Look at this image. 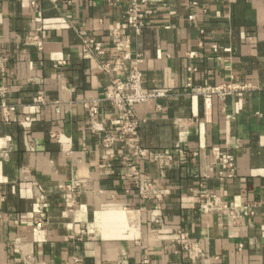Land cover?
<instances>
[{"label":"crops","instance_id":"crops-1","mask_svg":"<svg viewBox=\"0 0 264 264\" xmlns=\"http://www.w3.org/2000/svg\"><path fill=\"white\" fill-rule=\"evenodd\" d=\"M30 1L0 0V86L14 107L9 122L0 109V264H264V0H147L139 35L124 20L131 0H34L36 12ZM114 28L142 58L144 89L165 93L136 108L139 146L172 157L161 168L134 161L156 197L124 178V146L112 158L101 146L119 127L103 98L121 74L97 68L118 54ZM81 37L102 43L93 59ZM229 83L247 89L222 101L191 92ZM94 100L99 131L84 107ZM211 195L233 216L205 214ZM177 230L202 260L174 245Z\"/></svg>","mask_w":264,"mask_h":264},{"label":"built area","instance_id":"built-area-1","mask_svg":"<svg viewBox=\"0 0 264 264\" xmlns=\"http://www.w3.org/2000/svg\"><path fill=\"white\" fill-rule=\"evenodd\" d=\"M30 6L35 12L37 11L34 0L30 1ZM193 6H196V3H193ZM151 15L152 11L147 7V0H131L128 9L124 13V20L128 29L135 35H139L146 26V19ZM188 18L191 20L194 16H189ZM30 40L35 42L38 47L41 46V42L36 36L31 37ZM109 40L116 48L118 54L112 65L98 64L97 68L106 74L112 72L121 74V76L110 80V87L103 98V101L112 108L115 117L119 121V127L115 134H106L101 139L103 153L108 158H112V150L115 145L120 144L124 146L127 152V155L122 159V174L124 178L132 181L140 197H156L154 185L145 178L134 161L144 164L153 163L161 168L168 166L172 162V157L168 154L152 152L139 146L135 135L141 120L136 114V108L140 105L148 104L155 99L165 97V93L150 92L144 89L143 72L141 69L142 58L140 55H132L129 50L128 40L124 39L119 29L114 28L110 30ZM79 44L81 55L85 59H93L95 54L102 48L101 42L88 37H81ZM4 61L0 58V70H3ZM63 65V62H58L54 68L59 70ZM246 89V85L229 83L207 87H191V92L202 96L205 100L216 97L222 101L226 97ZM5 95L6 89L0 86L2 120L3 122H9L11 114L14 112V107L7 105L3 101ZM38 103L42 104L43 102L39 100ZM84 107L88 114V125L95 130H101L96 128L98 101H91L90 104L89 102H85ZM30 123L31 119L25 116L21 124L23 128L27 129ZM193 156H196V154H193ZM187 159V157L182 158V163H185ZM219 163L222 168L221 175L226 178H232L234 176L233 160L223 156L220 158ZM101 167H104V165H101ZM67 192L68 196L65 199V203L68 207L72 208L79 193L78 184L70 182L67 186ZM209 199L211 200V204L203 205V212L205 214L226 211L230 216H233V209L221 203L219 198L211 195ZM154 222L159 225L162 224V220L159 218L155 219ZM33 227L37 232H41L44 227L43 219L40 217L35 218ZM173 243L186 254H193L195 259L202 260L204 258L203 253L195 250L191 240L182 230H177Z\"/></svg>","mask_w":264,"mask_h":264}]
</instances>
